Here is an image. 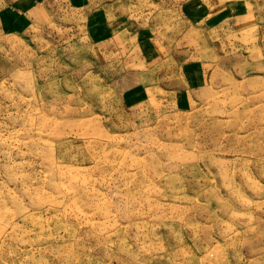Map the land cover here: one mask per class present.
I'll return each instance as SVG.
<instances>
[{
  "label": "rangeland",
  "instance_id": "1",
  "mask_svg": "<svg viewBox=\"0 0 264 264\" xmlns=\"http://www.w3.org/2000/svg\"><path fill=\"white\" fill-rule=\"evenodd\" d=\"M0 264H264V0H0Z\"/></svg>",
  "mask_w": 264,
  "mask_h": 264
},
{
  "label": "crops",
  "instance_id": "2",
  "mask_svg": "<svg viewBox=\"0 0 264 264\" xmlns=\"http://www.w3.org/2000/svg\"><path fill=\"white\" fill-rule=\"evenodd\" d=\"M213 5H220V0H213Z\"/></svg>",
  "mask_w": 264,
  "mask_h": 264
}]
</instances>
